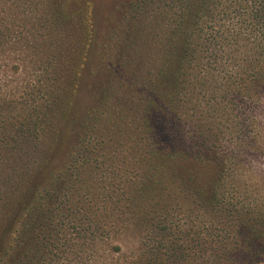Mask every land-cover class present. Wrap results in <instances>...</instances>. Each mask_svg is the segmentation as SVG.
I'll use <instances>...</instances> for the list:
<instances>
[{"label": "trees", "instance_id": "16d2710c", "mask_svg": "<svg viewBox=\"0 0 264 264\" xmlns=\"http://www.w3.org/2000/svg\"><path fill=\"white\" fill-rule=\"evenodd\" d=\"M150 2L102 38L92 0H0L4 69L36 70L0 88V264H98L119 223L148 232L124 264H264V198L237 167L264 155L243 111L264 91V3Z\"/></svg>", "mask_w": 264, "mask_h": 264}, {"label": "rangeland", "instance_id": "374dc122", "mask_svg": "<svg viewBox=\"0 0 264 264\" xmlns=\"http://www.w3.org/2000/svg\"><path fill=\"white\" fill-rule=\"evenodd\" d=\"M92 1L94 3V16H95L97 30L100 33L102 38L105 36L106 32L111 28L112 29L115 28L119 32H122L126 28V27H123L121 29L119 27H115V25L117 22H119V24L121 25L120 19L122 17L127 16V10L129 9L130 5L136 2V0H92ZM150 1L151 0H144V2H148V3ZM170 1L171 0H169V2ZM253 1H255V0H217L218 5L220 7H223V12L221 10H217L216 14L220 18L224 17L225 14H230L232 16H235L236 14H244L245 10L251 9ZM155 2H157V3L155 4ZM261 2L264 3V0H261ZM236 3L243 4V8L235 9ZM163 4H164V0H161V1L160 0H154V1L150 2V6H148V9L150 10L152 7L157 9L158 5L163 6ZM226 7H227L228 11H230V12L224 11V9ZM157 11H158L157 14L162 12L163 17L167 13V12H163L162 8L157 9ZM151 14H152V12L146 13V15H148V16ZM171 14H173V13H171ZM121 21L123 22V20H121ZM153 28L154 27L152 25H147L145 27V29H147V31L152 30ZM263 28H264V23H263ZM212 30H213V25H209L206 28L207 32H211ZM12 63H14L13 59H11L9 61L0 60V88L4 87V88L8 89V91H10L11 94H13L18 87H21L22 85H24L28 81L29 74L31 75L30 78L34 79L32 76L35 75L34 73H36V70H31V71L29 70L28 73L26 70H22L18 74H13L11 71L8 70V68L4 69V65H8V67H9ZM36 75L38 77H40L39 74H36ZM87 91L88 90L85 88V91L82 94L83 98H82L81 106H83V104L87 103L89 100V96H88ZM260 99L261 100L255 105L254 104H251L250 106L245 105L243 107V111L246 112V115H250V114L254 115L258 119V121L261 123V125L264 127V91L260 94ZM123 165L124 164L122 163L121 166H123ZM233 166H234V164H233ZM237 167H240L241 170L247 171V173L240 172V174L241 175L246 174V176L244 175V181L247 183V186H248L247 188H249L248 193L249 194L253 193L257 197L262 195V197L264 198V188H262L260 190L262 183H264V155L254 156L251 153H247L245 160L242 161V165L237 166ZM131 176H134V175L131 174V175L127 176L125 179L129 181V183L132 187L133 180L128 179ZM170 182H172V181L171 180H169V181L165 180L164 185H166L167 183H170ZM256 185H258V187L254 188V186H256ZM176 192H177L179 197H184V195H185V192H183L182 189L181 190L178 189ZM170 194L171 195L173 194L172 190L165 191L163 195H164V197H167ZM185 199H187L186 196H185ZM157 200H159V196H157V194H156V198L152 202L153 205L155 204V202ZM128 204H129L128 200L124 201L122 208L124 210H126V208H128ZM179 208L180 207H178V210H179ZM182 216L183 215L180 216L181 217V218H179L180 220H177L178 223L182 224L183 222L194 221L192 219H189V221H188V220H186V218H183ZM118 227H119L118 228L119 230H118V234H117L116 239L113 240V238L115 236L105 239V242L106 241L107 242L104 244V249L106 251V248L109 247V250L107 249V252H104L106 254L103 255L101 262H99L98 264H124V263L130 262L134 256V254L137 253V250L139 248V244L142 241V238L139 235L148 234L147 231H145L144 233H139V232H134V231L129 232L124 223H119ZM120 227H122V228L120 229ZM154 234L155 233H150L149 234L150 238L154 237ZM118 244L119 245L121 244L123 246V250L119 253L112 252V250H110V249H113V247H115ZM84 249H85V247H84ZM240 253L241 252L237 251V253L235 254L236 257H241ZM140 254H138L136 257H139ZM78 255L79 256L84 255V251H83V253L81 252ZM67 257L68 258H64L65 260L62 259L58 264H76L75 261L78 260V257L75 254H69Z\"/></svg>", "mask_w": 264, "mask_h": 264}]
</instances>
